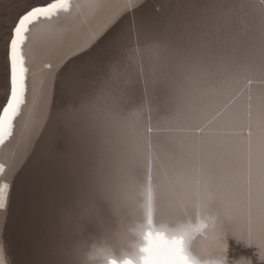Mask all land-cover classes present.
<instances>
[{
    "label": "snow or ice",
    "instance_id": "6c2138e0",
    "mask_svg": "<svg viewBox=\"0 0 264 264\" xmlns=\"http://www.w3.org/2000/svg\"><path fill=\"white\" fill-rule=\"evenodd\" d=\"M143 2L91 0L84 18L77 11L79 22L67 29L54 27L53 21L82 7L74 0H21L10 23L0 18V145L13 136L22 110L39 103L45 112L43 133L66 140V167L73 166L77 152L92 145L108 155L121 194L113 197L97 185L90 198L94 205L103 211L105 205L130 204L123 182L146 177L144 195L154 213L155 173L167 163L156 138L187 134L192 137L197 183L215 184L225 209L210 242L226 258L225 237L231 232L258 245L264 255V97L257 105L247 89L235 87L241 77L251 83L245 75L249 71L264 79V0L258 22L232 43L225 39L224 23L231 11L214 5L195 16L193 26L203 42L187 55L162 28L140 23L120 27L121 17ZM181 7L176 6L177 12ZM43 39L56 40L60 48L55 59L40 62L43 79L38 81L29 48ZM93 54L97 79L94 86H86L80 62ZM57 92L69 97L59 108L53 102ZM157 94L171 104L163 118L153 107ZM242 96L246 103L241 110L237 105ZM177 121L186 126H173ZM241 121L247 136L237 140L232 129ZM7 188L0 185V208ZM57 234V225H52L41 240V264H54ZM235 264L252 262L241 258Z\"/></svg>",
    "mask_w": 264,
    "mask_h": 264
},
{
    "label": "bare ground",
    "instance_id": "6f19581e",
    "mask_svg": "<svg viewBox=\"0 0 264 264\" xmlns=\"http://www.w3.org/2000/svg\"><path fill=\"white\" fill-rule=\"evenodd\" d=\"M49 1L34 0L36 3H47ZM74 2L80 3L82 7L79 10H74L70 17L61 15L56 18L53 21L54 27L67 29L78 23L77 11L81 13V19L84 18L91 0H74ZM114 2H119V0H114ZM177 5L182 6L179 12H177ZM214 5H222L224 9L232 13L226 16L224 21L227 29L225 39L229 43H232L236 37L242 36L245 32L251 31L253 22H258L261 10L260 0H173L169 2L170 10L165 15H160L162 16L161 19H155L149 15L144 0L142 5L133 12L132 18L134 21L127 14L121 17L118 24L120 27H125L126 23V26L139 23V17L143 16V21L140 22L141 25L150 29L162 28L172 40L174 47L178 48L181 54L187 55L195 52L203 42L198 39L199 33L193 26V18ZM21 7V0H0V18L10 23ZM114 30L118 31L119 29L114 26ZM112 32L113 30H110V34ZM110 34H106V36L110 38ZM59 48V43L53 39H43L34 49L30 46L29 54L36 59L38 81L43 79L40 74V62L55 59ZM89 51L91 52V50ZM94 55L85 57L80 62L85 69L84 81L86 86H94L96 81V79H93L94 82L90 83V76L87 74L95 66ZM115 71L119 72L120 69ZM245 75L251 80V83L248 84L245 78L241 77L235 87L241 90L247 89L255 98V104L258 105L261 98L264 97V79H261L259 73L254 71H249ZM60 94L61 92L54 94V105ZM245 103L246 98L242 96L237 107L242 110ZM153 107L156 109L157 114L163 118L171 108V104L166 97L157 94L153 101ZM44 117L45 112L39 103L29 105L22 110L21 117L17 119L13 136L3 145H0V165L4 167V171L0 173V185L8 184L4 207L0 208V260L3 264H28L25 258L24 245L20 238V225L11 224L9 216L23 194L22 186L17 179L18 172L31 153L37 139L42 136L40 143L43 141L46 152L59 139L43 133L41 126L45 123ZM242 124L243 121L232 129L237 140L247 136V129ZM173 126L185 127L186 124L177 121ZM60 137H63V135ZM156 143L161 149V155L167 162L163 170L155 173L153 189L154 218L156 221L176 223L185 219L186 216H191L194 221L197 204L203 205L204 211L220 218L225 209L220 202L217 186L209 184L201 187L196 181L194 167L197 162L192 151V137L187 134H178L173 137L161 135L156 138ZM66 150L67 146L65 152ZM108 161V155L99 152L95 145L90 146L86 152H77L75 156V165L78 168L76 175L71 177V180L66 185L61 186L59 190L51 187L47 188L44 194L46 197L39 199V207L44 210L41 219L43 231L37 230L39 243L46 236L48 228L58 224L60 212L73 205L80 197L91 198L97 185H103L113 197L120 196L121 181L115 177ZM123 184L124 191L130 197L131 203L140 200L141 194L144 193L147 187L146 177L133 178L124 181ZM235 195L237 199L241 198L243 195L242 189ZM55 199L60 202L58 204V216L53 214L52 211L55 207ZM103 211L106 215L110 214L107 205L104 206ZM242 227L243 225H240L241 229ZM215 232L216 230L210 232L207 238L197 237L192 241V251L200 257L202 264L204 260L221 256L210 242ZM225 239L228 246L226 259L229 260V263L227 264H235L241 258L249 259L252 264H260L257 261L259 255L258 245L255 243L249 245L245 240L238 239L231 232L226 235ZM235 243L252 246L253 248L250 250L242 249L235 246ZM253 250H256V253H253Z\"/></svg>",
    "mask_w": 264,
    "mask_h": 264
},
{
    "label": "clouds",
    "instance_id": "9594fccd",
    "mask_svg": "<svg viewBox=\"0 0 264 264\" xmlns=\"http://www.w3.org/2000/svg\"><path fill=\"white\" fill-rule=\"evenodd\" d=\"M191 216L176 222H158L144 193L130 204L110 205L106 215L90 198L80 197L58 216L54 264H202L192 241L207 238L220 222L196 205ZM258 261L264 264V255ZM203 264H227L221 256Z\"/></svg>",
    "mask_w": 264,
    "mask_h": 264
},
{
    "label": "rangeland",
    "instance_id": "374dc122",
    "mask_svg": "<svg viewBox=\"0 0 264 264\" xmlns=\"http://www.w3.org/2000/svg\"><path fill=\"white\" fill-rule=\"evenodd\" d=\"M171 1L173 0H145V4H147L148 13L156 16L164 14ZM128 15H130L131 20H133V13ZM142 17L143 16H140L139 19H142ZM96 72L97 68L95 66L92 70L87 72L90 76V83L97 79ZM68 99L69 97L61 92L55 100L56 107H62L68 102ZM41 137L42 136H39L37 139L31 153L18 172L17 179L22 186L23 194L21 200L17 202L14 210L9 216L11 224L20 225V238L24 245L25 258L28 264H41L42 257L40 255V243L38 241L39 233L37 230H40V232L43 231L41 219L43 218L44 210L39 207V199L46 197L44 194L47 188L51 187L55 189L54 186L58 181V169L56 166L54 168L52 167V160L48 152H46V149H44L43 141L40 143ZM29 160L30 162L28 163ZM59 203L60 202L55 199V207H53L52 210L53 214L57 216L59 214ZM235 246L246 250L253 248L252 246L241 245L240 243H235ZM252 252L256 253V250Z\"/></svg>",
    "mask_w": 264,
    "mask_h": 264
},
{
    "label": "water",
    "instance_id": "95a60500",
    "mask_svg": "<svg viewBox=\"0 0 264 264\" xmlns=\"http://www.w3.org/2000/svg\"><path fill=\"white\" fill-rule=\"evenodd\" d=\"M170 8L171 7H168L166 12L169 11ZM165 13L163 15H165ZM149 15L152 16L155 19H161L162 16H163V15L162 16H160V15L153 16L152 14H149ZM142 21H143V19H139V23L142 22ZM66 146H67L66 145V140H64L63 137H60L54 143L53 147H51L47 151L48 155L50 156V159L52 160L51 161L52 167L54 168L56 166V168L58 169V181H57V184L54 186L55 189H58V190L60 189L61 186L66 185V183H68L71 180L70 178L74 177L76 175L77 171H78V168L75 165V161H74V164H73V166L71 168L66 167L64 165V163L62 162V157L66 153L65 152ZM227 263H229L228 259H227Z\"/></svg>",
    "mask_w": 264,
    "mask_h": 264
}]
</instances>
